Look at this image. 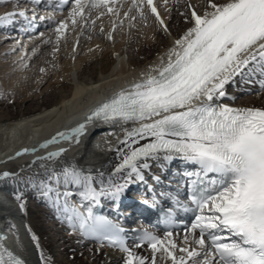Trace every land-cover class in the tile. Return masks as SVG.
<instances>
[{
    "label": "snow or ice",
    "instance_id": "snow-or-ice-1",
    "mask_svg": "<svg viewBox=\"0 0 264 264\" xmlns=\"http://www.w3.org/2000/svg\"><path fill=\"white\" fill-rule=\"evenodd\" d=\"M117 3L73 0L69 19L74 26L82 22L84 27H94L91 11L106 10L96 19L106 13L119 17ZM208 7L211 11L203 15L192 11V27L174 41L166 60L162 58L159 66L87 117L86 123L99 120L132 125L118 141L122 146L110 149L119 161L113 171L107 176L102 171L93 175L65 167L60 173L53 171L48 182H41L42 195L49 200L55 196L54 203L58 211L62 208L69 227L125 253L124 264H264V108L218 103L227 95L225 86L236 76L264 75V0H209ZM133 9L145 19V9L149 10L167 31L155 0H132L124 16L135 20L130 15ZM25 15L23 10L6 13L0 16V24ZM67 29L68 23L59 22L55 29L58 41ZM260 83L264 88V81ZM86 123L58 136L65 140L76 137L79 143ZM55 142L53 137L41 147ZM64 151L38 159H55ZM175 159L197 166L195 171L185 172L191 179L196 213L191 226L179 243L172 231L163 237L145 231L129 247L124 229L95 215L91 205L99 204L101 197L119 200L130 184L144 181V170L151 161L171 163ZM70 187L78 190L81 201L89 202L86 211L80 210L83 204L70 203V197L77 194ZM16 199L20 201V195ZM20 207L23 209V202ZM144 244L152 251L150 259L135 251ZM0 264L25 261L0 243Z\"/></svg>",
    "mask_w": 264,
    "mask_h": 264
},
{
    "label": "bare ground",
    "instance_id": "bare-ground-1",
    "mask_svg": "<svg viewBox=\"0 0 264 264\" xmlns=\"http://www.w3.org/2000/svg\"><path fill=\"white\" fill-rule=\"evenodd\" d=\"M38 1L5 0L0 3L7 4L4 11H0V16L15 11L16 6H12L10 2H17L22 6L28 3L27 8L34 6L30 11L25 9L24 12L29 13L25 17L20 16V19L16 16L12 23L0 24L2 33L0 44L13 36H10L15 33L13 30H18L12 26L16 20L29 19V24L24 26L27 30L37 23V30L26 32L23 35L25 37L34 35L38 28L43 29L44 25L52 26H49L51 29L46 33L38 34L28 41L23 39L20 45L14 42L0 48V80L2 83L6 82L4 84L6 88L15 89V98L20 100L17 113H12L11 110L14 109L6 107L5 111L8 112L6 117L0 116V223L6 229V235H3L4 239L0 243L10 251L17 249L18 256L26 264H124L125 253L111 250L90 238H85L78 230L74 231L69 227L64 213L58 215L56 211H47L43 208L46 204L56 205L55 196L53 195L51 200L45 198L41 185L36 180L48 182V177L53 171L60 173L65 167H75L93 175L102 171L107 176L113 171L119 161L116 152L110 149L122 146L118 141L123 139L124 129L132 125L103 121H97L95 124L86 123L83 119L86 109L108 95L130 88L132 84L141 80L142 74H147L159 66L162 58L166 60L174 41L192 27V11L195 10L200 15L206 10L211 11L208 7L209 0H190L193 7L189 6L187 2L189 0H167V4L162 0L161 8L156 3L167 31L147 9L146 19L141 18L136 9L130 14L136 17L135 20L125 17L124 13L131 7L132 0H118L115 7L119 10V17L106 13L108 19L103 20L101 17L96 19L100 12L106 10L93 9L91 19L95 20L94 27H84L82 22L72 25L69 19L72 5L61 14L50 11L47 19L40 23L36 22V18L32 20L30 17L33 16L31 13L40 10L41 4L37 5ZM216 2L222 3L224 0ZM51 5V0L43 4L47 8H51ZM40 13L42 12L39 11L38 14ZM43 14L47 13L44 11ZM61 21L68 23V29L64 37L58 41L55 29ZM101 28L103 32L100 31ZM134 28H137L135 35L137 38L129 41L128 54L125 51L124 35L126 30L131 31ZM109 34L112 36L111 39L108 38ZM76 39L78 43L75 47ZM55 45L58 46L57 65L54 70L44 68L47 71L42 73L38 82L46 84L52 79L47 89L49 93L43 96L45 99L42 104L30 106L28 103L36 100L35 95L27 94L28 89L35 84L33 76H37L40 68L45 66L48 58L46 50ZM11 52H14V55L11 56ZM8 53L11 58L4 61L8 58L6 56ZM39 56L40 59L35 62ZM21 58H24L23 62L19 61ZM28 60L32 66L31 70L29 69L30 74L27 71L20 72L22 69L19 70L17 64V68H14L18 61L22 62L19 66H23L29 62ZM238 81L241 84L234 88ZM258 81H264V75L260 72L236 76L234 82L225 86L227 95L218 103L237 108H264V88ZM74 119L78 121L74 122ZM82 123H86V127L84 133L79 136V143L76 142V137L65 140L58 136V133H70ZM92 130L94 133H90ZM93 134L102 136L98 144H91ZM53 137H56L57 142L41 147ZM25 149L28 151L25 152ZM61 149L65 151L55 159H38ZM18 153L21 154L17 155ZM150 165L149 169L144 170V181L130 184L128 189L140 188L149 195V191H158L159 186L165 189L167 177L173 174L179 165L194 167L193 164L179 159L171 163L163 160L151 161ZM5 172L11 175L4 177ZM167 187L169 192L177 189L172 185ZM17 195H20V201L16 199ZM177 195H181V192L178 191ZM127 196L129 195L125 191L122 197L128 200ZM21 202L24 204L23 209L20 207ZM62 204L61 199L60 205ZM44 213L49 219L48 225L45 224ZM185 230L173 233L178 243L182 241ZM33 235L37 238L35 241ZM12 238H16L17 243L18 238L20 239L18 246L13 245ZM134 243H131V247ZM135 251L149 259L152 256L148 245L136 248ZM41 253L45 257L43 261Z\"/></svg>",
    "mask_w": 264,
    "mask_h": 264
},
{
    "label": "rangeland",
    "instance_id": "rangeland-1",
    "mask_svg": "<svg viewBox=\"0 0 264 264\" xmlns=\"http://www.w3.org/2000/svg\"><path fill=\"white\" fill-rule=\"evenodd\" d=\"M11 4H12V6H16L15 8H20L21 7V5L20 4H18L17 2L16 3H13V2H10ZM10 4V5H11ZM5 5V6H4ZM4 5H0V11H4V8L7 6V4H4ZM163 5V4H162ZM107 19V18H106ZM103 20H105V19H103ZM140 21V20H139ZM137 22L138 23V25H140L141 23L140 22ZM46 33L47 31H43L42 33H39V34H43V33ZM136 32H137V28H134V29H131V31H128V30H126V33H125V37H126V41H125V51H126V53H128L129 54V45H130V43H129V41L131 40V39H134L135 37L137 38V36H135L136 35ZM2 35V33H0V36ZM6 35V34H5ZM10 35V34H9ZM13 35V36H12ZM10 36H12L10 39H7L5 42H3L2 44H0V48H3V46H5V45H7V44H11V43H14V42H18V44L20 45V42L22 43V41L23 40H21L20 41V39L19 38H17L16 37V34H11ZM16 38H15V37ZM14 37V38H13ZM13 39V40H12ZM16 39V40H15ZM30 39V38H29ZM9 40V41H8ZM25 41H28V39L26 40L25 39ZM70 43V42H69ZM77 43H78V39H76V41H75V47H76V45H77ZM71 44V43H70ZM57 45H55V46H52V47H50V48H48V50H46V51H48L47 53H48V58H47V62L45 63V66H42L41 68H40V70H39V72H38V74H37V76H33V86L31 87V88H29L28 89V91H27V94L28 93H30V94H32L33 96L35 95L36 96V102L35 101H30L29 103H28V105H35V104H37V103H40V104H42L43 103V101H44V99L45 98H43V96L45 95V94H48L49 93V90H48V93H47V89H48V87H49V84H50V82H52L53 80L51 79L50 80V82L49 83H46L45 84V82L44 83H38L39 81H40V78H41V76H42V73L43 72H46L47 70H44V68L45 69H52V70H54L55 69V67H56V65H57V62H56V51H57ZM12 55H14V52H11V56ZM6 56H8V58H6V59H4V61H8V60H10V53H8ZM40 59V56L38 57V58H36L35 59V62L36 61H38ZM55 59V60H54ZM19 61H24V58H21V60H19ZM19 61H18V63H15L14 64V68H17V65H18V68H19V70L20 69H22L20 72H22V71H24V72H29L31 69V67L32 66H30V60H28L29 62H27L25 65H23V66H19V64H22V62H20L19 63ZM34 62V63H35ZM17 64V65H16ZM27 64H29L28 66L29 67H27ZM33 65V64H32ZM22 67V68H21ZM48 67V68H47ZM54 67V68H53ZM30 69V70H29ZM42 69H43V71H42ZM29 74H30V72H29ZM25 75V74H24ZM27 76V75H26ZM25 78V77H24ZM6 83V82H5ZM5 83H2L1 82V80H0V116H2V117H6V115L8 114V112H6L5 111V108L6 107H9V108H12V109H14V110H11L12 111V113H17L19 110L17 109L18 108V106H20V104L18 103V102H20V100L19 99H16L15 98V95H14V90L15 89H10V88H6L5 87ZM1 84H3V85H1ZM39 84V85H38ZM238 84L240 85L241 84V82L240 81H238L237 83H235L234 84V86H238ZM38 85V86H37ZM235 88V87H234ZM22 97V96H21ZM2 104V105H1ZM44 217H45V224H47L48 225V217H47V215L44 213V215H43ZM47 217V218H46ZM49 224H51V223H49Z\"/></svg>",
    "mask_w": 264,
    "mask_h": 264
}]
</instances>
